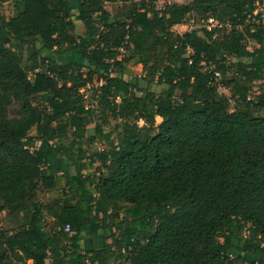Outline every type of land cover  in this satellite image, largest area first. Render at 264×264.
<instances>
[{"label": "trees", "instance_id": "1", "mask_svg": "<svg viewBox=\"0 0 264 264\" xmlns=\"http://www.w3.org/2000/svg\"><path fill=\"white\" fill-rule=\"evenodd\" d=\"M9 1L0 213L20 222L0 228V264H264V20L247 21L264 0H78L76 17L71 0ZM86 232L103 246L84 251Z\"/></svg>", "mask_w": 264, "mask_h": 264}, {"label": "rangeland", "instance_id": "2", "mask_svg": "<svg viewBox=\"0 0 264 264\" xmlns=\"http://www.w3.org/2000/svg\"><path fill=\"white\" fill-rule=\"evenodd\" d=\"M180 3H182L184 0H176ZM164 0H157V6H163L164 5ZM71 4L72 6L74 7V17H76V14H77V8H78V5H79V2L78 0H71ZM107 5V9L111 12H114V10L116 9L117 5H114V4H106ZM0 14L2 15H5L7 18H10L12 16H14L16 14V10H15V7H14V2L13 1H9L7 3H4V4H1L0 5ZM76 25H77V33L79 34H82L84 32V26L83 24L80 22V21H77L76 20ZM204 27V22H199V23H192V24H185V25H177L174 29L178 32V33H184L186 31H191L193 29H200ZM1 32V30H0ZM252 49V47H250ZM68 57H59L58 60L60 62H63L65 60H68L67 59ZM57 59V58H56ZM131 70L133 71L134 75L135 76H139V77H142L144 75H146V73L143 71V67L142 65H134L132 64L131 66ZM127 77V76H126ZM128 78V77H127ZM157 81V78L156 80ZM100 85H102V81L100 82H95V88L99 87ZM264 85V80H258V81H255L254 84H253V89L251 91V95L252 97L256 96L259 94L260 92V88ZM94 88V89H95ZM152 89L154 91H156L157 93H160L163 89V86L155 83L152 87ZM82 92H84L89 98H88V101H87V106L88 107H94L95 109H98L99 108V100L97 98H94V95L96 94L95 91L93 89H89V88H86L84 90H82ZM221 92L224 93V94H227L228 96L231 95V92L229 89L223 87V89H221ZM15 107L13 106L12 109H11V115H15ZM97 113H98V110H97ZM83 115L80 116V118H82ZM97 120L98 121H101V118L100 117H97ZM156 122L157 124H160L162 122V118L160 117H157L156 118ZM95 123H96V120H94L90 127H94L95 126ZM116 124H117V121L116 120H111V122L109 123V125H106L104 127V134L109 136L110 139H113L115 141H118L119 137H120V134L122 132V129L121 128H116ZM140 125L143 126L144 125V122L141 121L140 122ZM107 146V142L105 141H99L96 146H95V149H102V148H106ZM57 194L56 193H50V194H44V197L43 199L48 202L53 196H56ZM51 197V198H49ZM5 212L0 213V228L1 229H4V226L2 224L3 221H6V218L4 217V214ZM9 231V230H8ZM247 235V232L245 231L244 233V236L246 237ZM108 242H111V240H108ZM235 242L237 243V245H243V240H240L239 239V236H238V232H237V235H236V238H235ZM234 251V255H236L238 253L237 250H233Z\"/></svg>", "mask_w": 264, "mask_h": 264}, {"label": "crops", "instance_id": "3", "mask_svg": "<svg viewBox=\"0 0 264 264\" xmlns=\"http://www.w3.org/2000/svg\"><path fill=\"white\" fill-rule=\"evenodd\" d=\"M3 214V213H2ZM6 214V213H4ZM6 218V221H3L2 224L6 230H9L10 232H13L20 222V217H14L10 215H4ZM104 244V240L102 238V235H92L91 233L86 232L84 234V238L81 242V247L84 251H90L93 249L101 248ZM29 263H32L29 261ZM47 264H51V260H47Z\"/></svg>", "mask_w": 264, "mask_h": 264}, {"label": "built area", "instance_id": "4", "mask_svg": "<svg viewBox=\"0 0 264 264\" xmlns=\"http://www.w3.org/2000/svg\"><path fill=\"white\" fill-rule=\"evenodd\" d=\"M170 2L171 0H164L163 2L164 5L159 6V7L157 6V9L160 11L164 10L165 5ZM261 20H264V1H262L261 3L257 5L256 9L252 13L249 14L248 19H247V21L251 23H259ZM216 26H221V25H219L216 21H214V19H210L207 23L204 24V27L207 28L208 30H212V28ZM239 28H242V25L239 26ZM216 77H217V81H219L220 73L216 72ZM88 88H90V86ZM221 89H223V86H219L220 91ZM65 230L67 232H71V225L68 224Z\"/></svg>", "mask_w": 264, "mask_h": 264}]
</instances>
